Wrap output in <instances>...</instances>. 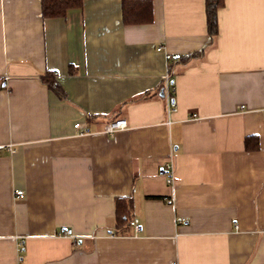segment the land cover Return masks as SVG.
Instances as JSON below:
<instances>
[{
    "label": "crops",
    "instance_id": "0c3cea01",
    "mask_svg": "<svg viewBox=\"0 0 264 264\" xmlns=\"http://www.w3.org/2000/svg\"><path fill=\"white\" fill-rule=\"evenodd\" d=\"M152 3L0 0V264H264V0Z\"/></svg>",
    "mask_w": 264,
    "mask_h": 264
},
{
    "label": "trees",
    "instance_id": "16d2710c",
    "mask_svg": "<svg viewBox=\"0 0 264 264\" xmlns=\"http://www.w3.org/2000/svg\"><path fill=\"white\" fill-rule=\"evenodd\" d=\"M83 3L84 0H42V14L45 19L65 16L69 9L81 7ZM224 3L225 0H206L207 23L210 36L217 35L219 31L218 10ZM152 5V0H123L124 22L132 24L151 21L153 18ZM196 54L182 55L181 58L188 60ZM169 67V71H171L172 67ZM56 76L57 71L49 69L45 74L41 75V80L47 86L54 89L60 97H63L66 94L62 87L59 86ZM130 204V200L125 198H118L116 200L117 224L111 233L116 235L130 234V221L132 220V215L129 211L131 208Z\"/></svg>",
    "mask_w": 264,
    "mask_h": 264
},
{
    "label": "built area",
    "instance_id": "2783aa9c",
    "mask_svg": "<svg viewBox=\"0 0 264 264\" xmlns=\"http://www.w3.org/2000/svg\"><path fill=\"white\" fill-rule=\"evenodd\" d=\"M158 50L160 51L161 48H158ZM166 57L168 59H172L173 58V55H171L170 53H167L166 54ZM175 99L173 98L172 100L170 99V102H171V106L174 107L175 106V103H174ZM174 109V108H173ZM127 120L125 118H121V119H115V120H112L110 122H107V124L105 125V130L106 132H115L117 130H120L121 128H125L127 127ZM80 126V123H76L75 124V127H78ZM164 168L166 169H169L171 168V164L169 162L166 163V165L164 166ZM23 196V191L22 190H19L17 191V197H22ZM130 225L132 227H134L135 230H139L140 229V226H139V220L137 218H134L133 220L130 221ZM65 235H72L74 236V229L72 228H68L65 232H64Z\"/></svg>",
    "mask_w": 264,
    "mask_h": 264
},
{
    "label": "water",
    "instance_id": "95a60500",
    "mask_svg": "<svg viewBox=\"0 0 264 264\" xmlns=\"http://www.w3.org/2000/svg\"><path fill=\"white\" fill-rule=\"evenodd\" d=\"M163 94H164V90H161L160 95L163 96Z\"/></svg>",
    "mask_w": 264,
    "mask_h": 264
}]
</instances>
